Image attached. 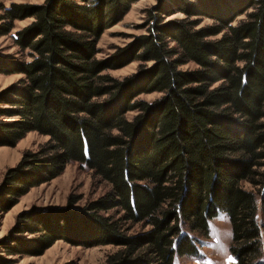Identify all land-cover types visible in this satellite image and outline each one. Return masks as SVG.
<instances>
[{
  "label": "trees",
  "instance_id": "obj_1",
  "mask_svg": "<svg viewBox=\"0 0 264 264\" xmlns=\"http://www.w3.org/2000/svg\"><path fill=\"white\" fill-rule=\"evenodd\" d=\"M138 1L0 3V38L19 55H0V75L21 76L0 91V147L29 133L48 138L5 173L0 212L72 163L109 186L84 207L71 196L66 209L21 213L0 247L40 255L64 240L117 247L106 264H174L199 257L190 233L208 238L223 213L237 264H264V0H157L147 33L98 59L104 32ZM203 19L214 23L199 27ZM133 62L138 71L122 80L106 73ZM190 63L197 68L180 69ZM156 92L154 102L137 100Z\"/></svg>",
  "mask_w": 264,
  "mask_h": 264
},
{
  "label": "rangeland",
  "instance_id": "obj_2",
  "mask_svg": "<svg viewBox=\"0 0 264 264\" xmlns=\"http://www.w3.org/2000/svg\"><path fill=\"white\" fill-rule=\"evenodd\" d=\"M45 0H0V3L6 7H10L12 3L17 4H43ZM157 0H140L133 4L130 12L125 18L106 30L102 35L97 46L99 53L98 59H106L113 56L117 49L126 47L135 37L147 33L148 14L146 11L156 5ZM183 15L177 14L170 19L182 18ZM242 16L238 19H244ZM32 22V19H26L16 22V28L12 34L25 28ZM214 22L210 19H203L199 27L212 25ZM18 48L13 46L10 37L0 38V55L19 56ZM140 63L133 62L125 67L117 70H109L106 73L122 80L138 71ZM150 65V64H149ZM197 66L193 63L182 66L183 71L194 70ZM21 78L20 75H0V91L9 85L17 82ZM163 96L162 93L143 94L137 100L146 102H154ZM139 113L129 112L127 118L133 120ZM11 121V119H4ZM48 138L38 133H29L16 147H0V184L8 169L15 167L21 160L24 152L31 150L37 151L38 148L45 144ZM244 189L247 191H256L250 183H243ZM109 186L102 183L99 179H95L91 171L84 165L72 163L67 166L64 173L53 181L35 187L28 194L20 198L19 202L7 212H0V241L6 240L10 231L18 223L19 216L23 212L36 211L44 212L50 209H66L69 205L71 196H79L80 202L76 207H84L89 201L96 200L102 196ZM257 219L262 227V248L264 261V216L262 213L261 203L258 204ZM210 234L208 238L201 237L197 233H190L191 237L196 241L199 251L198 258L175 257L174 264H237L235 258L231 255L229 248L232 242V229L228 217L220 214L216 219L210 222ZM226 229L231 232V240L225 244L221 235V230ZM140 227L136 228L139 232ZM183 232L187 233V229ZM40 237V235H30L28 233L21 236L24 240H31ZM118 248L115 246H94L90 248L82 246H74L71 243L58 240L49 249L40 255H14L8 256L0 247V257L5 259L4 264H106L109 255L114 253Z\"/></svg>",
  "mask_w": 264,
  "mask_h": 264
},
{
  "label": "clouds",
  "instance_id": "obj_3",
  "mask_svg": "<svg viewBox=\"0 0 264 264\" xmlns=\"http://www.w3.org/2000/svg\"><path fill=\"white\" fill-rule=\"evenodd\" d=\"M221 235H222L225 247H226L227 243L231 240V232L226 230V229H222L221 230Z\"/></svg>",
  "mask_w": 264,
  "mask_h": 264
}]
</instances>
